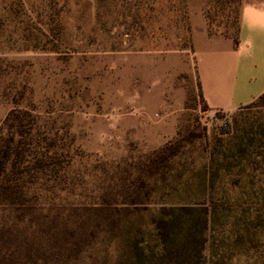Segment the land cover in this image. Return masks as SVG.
Returning <instances> with one entry per match:
<instances>
[{
	"label": "rangeland",
	"instance_id": "374dc122",
	"mask_svg": "<svg viewBox=\"0 0 264 264\" xmlns=\"http://www.w3.org/2000/svg\"><path fill=\"white\" fill-rule=\"evenodd\" d=\"M190 5L0 0V146L12 135L16 141L26 136L33 154L65 160L56 174L48 168L23 178L25 203H0V264H131L127 190L140 174L154 189L149 202L155 208L202 206L211 193L231 206L239 197L248 181L219 155L228 141L264 126V105L255 100L233 113L203 109ZM238 8L236 1L206 0L207 28L234 34ZM134 51H155L161 75L142 73L134 84ZM135 88L143 110L152 113L148 125H136ZM162 117L177 120V133L157 145L149 132ZM167 143L180 144L168 166L153 174L141 170ZM116 205L129 210L119 213ZM109 215L121 217V227L108 223Z\"/></svg>",
	"mask_w": 264,
	"mask_h": 264
},
{
	"label": "trees",
	"instance_id": "16d2710c",
	"mask_svg": "<svg viewBox=\"0 0 264 264\" xmlns=\"http://www.w3.org/2000/svg\"><path fill=\"white\" fill-rule=\"evenodd\" d=\"M223 1L214 0L215 3ZM229 1L239 5L235 33L208 31L211 35L233 38L237 46L242 2ZM205 17L209 19V13ZM199 89L200 103L204 110H209L200 83ZM256 100L264 105V93ZM24 137L16 141L12 135L0 146V203H25V182L21 183L25 176L48 168L56 174L64 167L65 160L58 153L46 156L30 152L33 140ZM179 148L180 144H165L141 170L153 174L168 166ZM219 157L227 163H235L239 167L238 179L245 177L248 181L231 206L213 198L211 193L210 203L202 206L183 204L155 208L149 202L154 189L146 178L140 174L131 182V191L127 190L131 193V264H264V126L246 139L228 141ZM8 165H11V173H8ZM219 169L211 174L215 188ZM116 207L119 213L129 210L124 208L128 206ZM106 220L121 227V217L119 222L113 215ZM243 256L246 263H240Z\"/></svg>",
	"mask_w": 264,
	"mask_h": 264
},
{
	"label": "crops",
	"instance_id": "0c3cea01",
	"mask_svg": "<svg viewBox=\"0 0 264 264\" xmlns=\"http://www.w3.org/2000/svg\"><path fill=\"white\" fill-rule=\"evenodd\" d=\"M206 0H191L189 20L191 41L196 57L197 80L209 110L233 113L254 102L264 93V0H243L239 12L238 45L231 37L209 34L204 14ZM161 53V51H160ZM155 51L131 53L134 84L142 73L160 76L162 60ZM183 62L181 57V63ZM167 64L164 63V72ZM147 81H144V85ZM151 94L155 91H150ZM147 93V92H146ZM132 108L138 111L136 125H148L152 113L139 103L140 91H132ZM159 92V99H161ZM156 105V104H155ZM151 107V106H150ZM158 130L150 131L157 145L164 144L177 133V120L162 117L156 121ZM138 127V128H137ZM136 130L139 129V126Z\"/></svg>",
	"mask_w": 264,
	"mask_h": 264
}]
</instances>
